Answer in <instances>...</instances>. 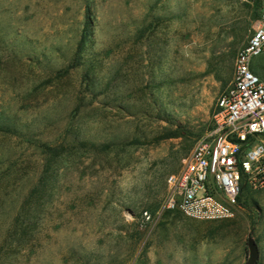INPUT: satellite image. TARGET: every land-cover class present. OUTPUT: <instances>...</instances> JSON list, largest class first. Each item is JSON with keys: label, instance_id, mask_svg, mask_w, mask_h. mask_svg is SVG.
<instances>
[{"label": "rangeland", "instance_id": "rangeland-1", "mask_svg": "<svg viewBox=\"0 0 264 264\" xmlns=\"http://www.w3.org/2000/svg\"><path fill=\"white\" fill-rule=\"evenodd\" d=\"M256 5L0 0V264H243L251 235L264 264V188L221 220L165 206Z\"/></svg>", "mask_w": 264, "mask_h": 264}, {"label": "built area", "instance_id": "built-area-1", "mask_svg": "<svg viewBox=\"0 0 264 264\" xmlns=\"http://www.w3.org/2000/svg\"><path fill=\"white\" fill-rule=\"evenodd\" d=\"M234 77L217 99L212 126L166 178L165 206L199 220L234 216L243 186L264 188V80L253 59L264 54V0ZM144 222L151 213L144 211Z\"/></svg>", "mask_w": 264, "mask_h": 264}, {"label": "trees", "instance_id": "trees-1", "mask_svg": "<svg viewBox=\"0 0 264 264\" xmlns=\"http://www.w3.org/2000/svg\"><path fill=\"white\" fill-rule=\"evenodd\" d=\"M256 1V6L257 7H260V2L259 0H255ZM89 9L87 10V19H86V22H85V28H84V33L82 35V40H81V44H85L86 41H87V38L89 37V29H90V26H91V19H90V16H89ZM260 14H258L259 16ZM257 16V17H258ZM181 134H183V131H181L178 127L175 128V129H171L168 131V133H166L165 135H163L162 137H159L157 140L159 139H162V138H172V137H179L181 136ZM109 145H102L101 147L103 148H106L108 147ZM253 189H251L249 186L245 185L243 186V189H242V192H241V195L239 196V199H238V204H245V205H248V199H247V193L249 194L250 198L252 199L253 196L252 193H253ZM243 197H244V201H243ZM258 264V263H257Z\"/></svg>", "mask_w": 264, "mask_h": 264}, {"label": "water", "instance_id": "water-1", "mask_svg": "<svg viewBox=\"0 0 264 264\" xmlns=\"http://www.w3.org/2000/svg\"><path fill=\"white\" fill-rule=\"evenodd\" d=\"M247 250V258L243 264H257L260 260L261 250L256 238L252 235L248 238Z\"/></svg>", "mask_w": 264, "mask_h": 264}, {"label": "crops", "instance_id": "crops-1", "mask_svg": "<svg viewBox=\"0 0 264 264\" xmlns=\"http://www.w3.org/2000/svg\"><path fill=\"white\" fill-rule=\"evenodd\" d=\"M258 14H260V7H259V12H258ZM257 16H258V15H257ZM258 17H259V16H258ZM258 17H257V18H258ZM263 80H264V78H263Z\"/></svg>", "mask_w": 264, "mask_h": 264}]
</instances>
